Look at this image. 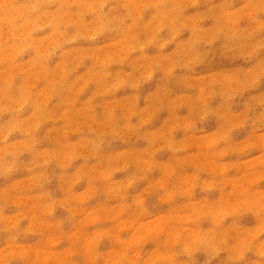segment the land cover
Returning a JSON list of instances; mask_svg holds the SVG:
<instances>
[{"label": "rangeland", "instance_id": "1", "mask_svg": "<svg viewBox=\"0 0 264 264\" xmlns=\"http://www.w3.org/2000/svg\"><path fill=\"white\" fill-rule=\"evenodd\" d=\"M0 264H264V0H0Z\"/></svg>", "mask_w": 264, "mask_h": 264}]
</instances>
